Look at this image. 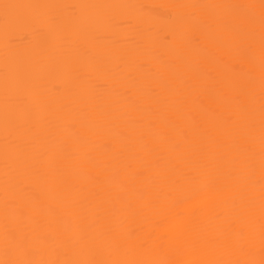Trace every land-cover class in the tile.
Wrapping results in <instances>:
<instances>
[{
    "label": "snow or ice",
    "instance_id": "1",
    "mask_svg": "<svg viewBox=\"0 0 264 264\" xmlns=\"http://www.w3.org/2000/svg\"><path fill=\"white\" fill-rule=\"evenodd\" d=\"M116 7L0 0L5 30L29 14L42 37L58 35L76 82L52 108L38 80L5 65L0 264H175L129 258L145 229L166 234L157 256L264 264V0L171 5L177 67L160 55L158 72L91 63L100 18L84 10ZM73 53L102 78L82 75ZM205 199L210 212L192 208Z\"/></svg>",
    "mask_w": 264,
    "mask_h": 264
},
{
    "label": "bare ground",
    "instance_id": "2",
    "mask_svg": "<svg viewBox=\"0 0 264 264\" xmlns=\"http://www.w3.org/2000/svg\"><path fill=\"white\" fill-rule=\"evenodd\" d=\"M6 3L22 4H95L119 5L116 8L85 9L84 15L99 17L94 25V36L86 41L84 47L90 50L91 63L100 65L104 69H125L134 71L138 64L151 65L154 72L161 69L157 57L163 55L168 63L167 70L175 71V60L178 41L171 38L174 29L169 17L173 14L171 5L177 3H259V0H3ZM60 13L61 10H39V14ZM3 9L0 8V111H2L3 77L5 65L13 73H19L27 79L38 80L40 93L48 105L55 108L64 97L71 95L75 85L67 72V58L57 51L60 40L56 33L47 38L38 32L39 25L32 15L24 14L12 23L7 30L2 18ZM169 39L165 40L164 36ZM206 49L201 48V53ZM73 60L78 61L76 67L84 76H90L92 82L102 78L103 72H90L89 57L73 53ZM60 93L64 95L61 96ZM195 210L211 211V200L192 201ZM147 211V210H146ZM141 240L144 250L130 254L129 258L153 259L161 258L184 264H193L213 258L211 255L194 252H168L166 255H155L151 250L159 249L166 243V234L161 231L151 238ZM257 243L256 259L259 260Z\"/></svg>",
    "mask_w": 264,
    "mask_h": 264
}]
</instances>
